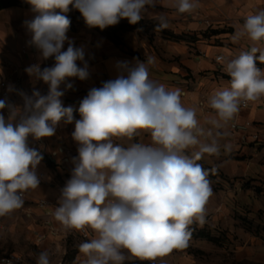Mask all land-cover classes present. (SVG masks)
Returning a JSON list of instances; mask_svg holds the SVG:
<instances>
[{"label":"clouds","instance_id":"clouds-1","mask_svg":"<svg viewBox=\"0 0 264 264\" xmlns=\"http://www.w3.org/2000/svg\"><path fill=\"white\" fill-rule=\"evenodd\" d=\"M27 2L36 13L24 21L31 35L27 43L37 49L41 61L54 58L55 63L25 69L48 85L47 94L33 89L28 95L9 84L7 91H17L23 105L12 104L7 97L0 100V110H8L7 118L0 112V217L21 209L24 193L41 183L37 166L43 155L29 147V136L39 141L54 136L61 121L73 123L74 109L65 107L61 98L74 87L70 78H90L84 48L67 36L71 25L67 13L78 10L88 27L103 30L123 19L137 24L157 0ZM171 6L191 14L199 0H172ZM157 27H167L164 15L158 17ZM245 36L253 42L250 50L231 59L217 58L231 79L229 86L209 97L214 115L207 122L214 129L232 121L242 103L264 97V69L257 67V60L264 63V50L255 46L264 43V10L246 16L233 40ZM66 41L68 47L62 50ZM150 63L117 61V77L91 88L80 102L81 119L75 120L71 133L78 155L72 157L71 178L61 189L54 218L65 229L94 231L92 239L79 245L86 257L82 264H124L132 257L166 255L187 246L189 225L205 222L212 188L208 170L196 161L205 153L218 154V142L212 129L201 127L196 109L183 105L180 89L169 90L149 78ZM139 130L150 133V144L130 143L125 148L114 143V137L130 142ZM200 137L211 142L202 143ZM195 146L199 151L191 157L184 154ZM37 264H51L48 251L39 254Z\"/></svg>","mask_w":264,"mask_h":264},{"label":"crops","instance_id":"crops-1","mask_svg":"<svg viewBox=\"0 0 264 264\" xmlns=\"http://www.w3.org/2000/svg\"><path fill=\"white\" fill-rule=\"evenodd\" d=\"M171 4L172 0H157L156 6L148 8L144 18L139 21V28L120 31L119 43L97 28L88 27L85 22L70 26L67 36L76 47L84 48L90 78L85 81L70 78L74 87L67 90L61 98L65 107L72 106L74 109L73 123L64 124L61 121L54 136L39 141L29 136V147L38 149L43 155V160L37 166V173L45 172L50 177L52 172H58L60 180L66 174L69 180L74 167L72 157L78 155V145L72 139L71 133L74 131L75 120L81 119L78 111L80 102L91 88L102 87L103 82L117 77V61L132 64L136 60H151L152 63L148 64L149 78L169 90L180 89L183 105L195 108L201 127L213 131L219 145V153L203 154L199 164L218 171L227 179L252 177L264 181V97L253 101L250 108L239 110L236 114L241 123L254 122L255 125L248 129L247 135L239 132L232 136L229 124L222 129H214L207 122L208 118L214 115L209 112V97L215 90L229 86L231 79L224 71V65L217 61L216 57L222 54L231 59L242 51L250 50L253 42L246 36L236 41L233 36L242 26L246 16L264 10V2L199 0V7L191 14L179 13ZM35 15L32 9L20 6L0 10V76L14 86L20 81V91L28 95L32 94L33 89L47 94L48 85L37 81L35 76L30 77L25 69L36 63H40L41 68L55 63L54 58L41 61L37 49L27 43L31 35L24 26V21L33 19ZM161 15L167 20L165 28L157 27L158 17ZM255 46L264 50L261 43ZM67 47L66 41L62 50ZM256 55L259 56L260 53ZM257 67L264 69V63L257 60ZM63 87L61 85L62 89ZM2 99L4 98L0 93V100ZM15 102L17 106L24 103L17 93ZM3 114L5 115L4 112ZM216 132L221 134L216 136ZM253 134H259L258 141H254ZM200 139L202 143L211 142L209 137ZM113 140L115 144L125 148L129 147L130 143L152 142L147 130H139V134L130 142L115 137ZM197 151L199 146L186 149L184 154L192 156ZM41 199L58 204V188L51 183L29 189L25 204ZM12 214L0 217V222L7 224Z\"/></svg>","mask_w":264,"mask_h":264},{"label":"rangeland","instance_id":"rangeland-1","mask_svg":"<svg viewBox=\"0 0 264 264\" xmlns=\"http://www.w3.org/2000/svg\"><path fill=\"white\" fill-rule=\"evenodd\" d=\"M67 15L70 26L84 22L78 10ZM126 24L123 19L105 30L120 38ZM202 166L209 172L212 196L205 205V222L188 226L191 235L187 246L154 259L132 257L124 264H264V181L252 177L227 179ZM57 206L52 203L40 207L32 202L14 211L0 230V254L16 252L27 264H37L39 254L48 251L51 264H82L86 257L79 245L84 241L75 229H65L55 220Z\"/></svg>","mask_w":264,"mask_h":264},{"label":"built area","instance_id":"built-area-1","mask_svg":"<svg viewBox=\"0 0 264 264\" xmlns=\"http://www.w3.org/2000/svg\"><path fill=\"white\" fill-rule=\"evenodd\" d=\"M262 1L264 2V0H262ZM261 44L264 45V43H261ZM221 56L225 57L226 59H229L228 56L221 54V55H218L216 57V60L218 61L217 58L221 57ZM53 65H54V63H49L48 67H51ZM9 84L10 83L7 79L0 76V93H1L2 97L4 99L7 97V100L10 103L16 105L15 93H17V91L9 93L7 91ZM20 85H21L20 81H17L15 83V86H14L15 89L20 91ZM252 104H253V101L242 103L240 106V110H246V109L250 108L252 106ZM0 111L4 112L6 117L8 116V110L7 109L0 110ZM209 112L214 113V110L210 109ZM228 124H229L230 130H231L232 136H235L239 132L245 133V135H247L248 129L255 125L254 122H251V121H245V122L241 123L239 121V116H237V115L234 117V119L232 121L228 122ZM252 137H253L254 141H258L260 138L259 134H253ZM38 175L41 177L40 185H48L51 183L54 184L58 188L59 196L61 194V189L66 185V182L68 181V175L67 174L64 176L63 179L60 180L59 179L60 175L58 172H52V175H50V177H49V174L45 173V172H40V173H38ZM23 198H24V204H25V201L27 200V191L24 193ZM36 203L40 207H46V206H49L52 204V202H49V201L44 200V199L38 200V201H36ZM4 228H5V225L2 222H0V230L4 229ZM76 234L83 241L90 240L95 236V233L91 228H86L83 231H77L76 230ZM9 260L12 261V264H27L25 258L19 253L13 252V253H9V254L0 255V264H6V262Z\"/></svg>","mask_w":264,"mask_h":264},{"label":"trees","instance_id":"trees-1","mask_svg":"<svg viewBox=\"0 0 264 264\" xmlns=\"http://www.w3.org/2000/svg\"><path fill=\"white\" fill-rule=\"evenodd\" d=\"M11 6H20L24 8H29L32 9L31 5L27 2V0H0V10L5 9ZM141 26V22H138L135 25L132 24H126L124 25V29L122 31H130V30H135ZM98 30H100L103 33H106L111 39H113L115 42L119 43L121 41V38L119 37H113L108 31L105 29L101 30L98 27H95Z\"/></svg>","mask_w":264,"mask_h":264}]
</instances>
